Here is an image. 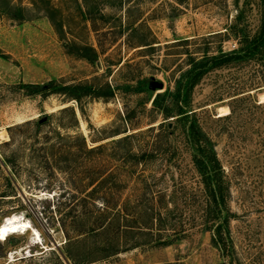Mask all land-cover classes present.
<instances>
[{
	"label": "rangeland",
	"instance_id": "rangeland-1",
	"mask_svg": "<svg viewBox=\"0 0 264 264\" xmlns=\"http://www.w3.org/2000/svg\"><path fill=\"white\" fill-rule=\"evenodd\" d=\"M238 9L240 25L252 31L255 0H0V224L18 215L28 226L0 237L7 241L0 264H264V58L210 70L190 93L189 108L228 181L227 253L205 228L203 196L180 127L165 135L157 124L171 126L173 117L162 119L150 109L148 92L139 90L149 78L162 84L150 92L171 89L189 55L235 48L224 31ZM84 45L94 49L95 56L85 54L92 61L80 56L77 46ZM83 81L101 93L108 85L113 94L73 100L55 90ZM53 131L79 134L87 148L101 146L69 159L65 171L44 162L39 149L44 136L57 140ZM126 149L146 155L136 160ZM88 159L119 183L106 198L153 212L173 199L177 210L167 229L132 223L130 230L96 232L89 224L102 191L95 207L79 200ZM113 241L118 252L104 256ZM20 255L25 258L14 260Z\"/></svg>",
	"mask_w": 264,
	"mask_h": 264
},
{
	"label": "trees",
	"instance_id": "trees-1",
	"mask_svg": "<svg viewBox=\"0 0 264 264\" xmlns=\"http://www.w3.org/2000/svg\"><path fill=\"white\" fill-rule=\"evenodd\" d=\"M255 4L258 9V21L252 31L247 30L245 25H240L242 17L241 9L235 11L232 22L225 28L224 32L231 34L236 39L237 46L235 48L227 51L218 49L215 54H202L200 57L189 55L187 67L178 72L171 89L165 88L163 91L152 93L148 90L145 79L141 80L142 88H139V90H146V92H148L146 101H149L151 110L162 117V119L173 117L172 119L175 123L171 126L169 122L165 124L160 122L157 124V127L160 128L165 135L169 134L176 126L180 127L184 144L189 152L190 162L198 178L201 194L203 196V212L206 215L204 221L205 228L210 230V240L212 244L223 253H227L228 251L224 229H226L229 216L231 215L227 207L229 196L228 181L216 156L212 141L199 127L193 111L189 108L190 93L192 88L210 70L235 65L247 60L257 61L264 58V0H255ZM77 50H80L79 52H84V55L80 56L90 61H92V58L85 55L86 51H90L92 56H95V51L92 47H87L85 45L77 46ZM24 85L28 87L29 84ZM105 88V92L101 93L99 88L92 86L87 81H83L74 84L56 85L55 90L61 92L68 97V99L79 100L81 97L93 99L102 96L105 98L111 96L113 94L112 89L108 85H106ZM67 111H70V113L73 114V119H75L74 113L69 107L60 109L61 113ZM39 119L32 123L34 131L40 128L45 117L42 121ZM152 128L153 126L147 127V129ZM132 134L134 133L118 137L115 139L114 143L119 144L129 136H132ZM53 135L57 140L50 141L49 137L44 136L39 149L43 153L44 162L50 164L54 163L56 166L60 165L61 167L58 168H64L65 171L70 170L71 165L69 159H75L79 157L80 154H90L101 146L98 144L87 148L83 137L76 133L73 135H63L58 131H53ZM68 139L75 141L76 145L70 147L67 144ZM126 155L128 157H135L137 160L140 158L142 159V156L146 154L140 153L136 155L126 149ZM2 161L6 165L8 159L2 158ZM87 164H89L87 167L89 173L86 175V181L80 185L83 189L79 191V200L84 202L90 201L87 204L95 207L94 195L97 191H102L101 205L98 206L99 208L95 211L97 214L96 217H94L89 224L93 226L96 232L102 233L111 226H116L123 230H130L129 228L132 227L130 224L132 223L141 224L145 228L155 226L157 230L167 229L164 227L168 219L167 217L176 214L177 210V205L173 199L164 200L162 204L160 202V207L156 204L155 212L137 202L131 204L129 201L125 200L118 203L117 199L106 198L104 194L105 191L110 192L115 190V185L118 186L119 184L117 181L111 179L112 173L110 171H102L98 167H95L91 159H88ZM135 207H138V209H135ZM148 212H150V214H148ZM79 214L81 216L86 215L85 212ZM58 224H60L62 228H65L64 219L60 218ZM168 224L169 226H173V223ZM6 238L0 242V250L6 247ZM108 240L109 239H107L106 242H111ZM66 242H69V239ZM67 245H69V243H66V246ZM108 245L104 256H110L118 252L120 246L118 242L115 243L113 241L111 245L110 243ZM50 250H54V248ZM63 255L67 260L74 261V256L66 249ZM0 256L3 258L5 257L4 255ZM23 258H25V256L20 255L14 260Z\"/></svg>",
	"mask_w": 264,
	"mask_h": 264
},
{
	"label": "bare ground",
	"instance_id": "bare-ground-1",
	"mask_svg": "<svg viewBox=\"0 0 264 264\" xmlns=\"http://www.w3.org/2000/svg\"><path fill=\"white\" fill-rule=\"evenodd\" d=\"M26 228H28L26 221H23L22 219L20 220L18 218V215H12V216L6 217L0 224V237H7L10 233H14L16 231L17 232L21 231L24 233ZM35 235L36 233H34V236ZM33 239H35V237Z\"/></svg>",
	"mask_w": 264,
	"mask_h": 264
},
{
	"label": "water",
	"instance_id": "water-1",
	"mask_svg": "<svg viewBox=\"0 0 264 264\" xmlns=\"http://www.w3.org/2000/svg\"><path fill=\"white\" fill-rule=\"evenodd\" d=\"M162 86L161 82H158V81H154L152 80L151 78L148 79V88L150 90H157V89H160ZM44 119V117H41L39 120L42 121Z\"/></svg>",
	"mask_w": 264,
	"mask_h": 264
}]
</instances>
